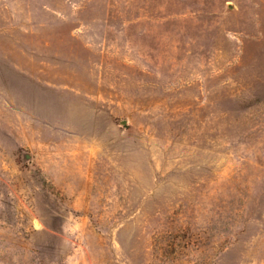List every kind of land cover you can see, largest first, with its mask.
I'll list each match as a JSON object with an SVG mask.
<instances>
[{
	"label": "rangeland",
	"instance_id": "rangeland-1",
	"mask_svg": "<svg viewBox=\"0 0 264 264\" xmlns=\"http://www.w3.org/2000/svg\"><path fill=\"white\" fill-rule=\"evenodd\" d=\"M0 264H264V0H0Z\"/></svg>",
	"mask_w": 264,
	"mask_h": 264
}]
</instances>
